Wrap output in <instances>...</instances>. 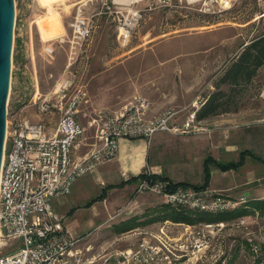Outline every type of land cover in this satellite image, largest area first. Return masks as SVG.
Wrapping results in <instances>:
<instances>
[{
	"label": "rangeland",
	"instance_id": "rangeland-1",
	"mask_svg": "<svg viewBox=\"0 0 264 264\" xmlns=\"http://www.w3.org/2000/svg\"><path fill=\"white\" fill-rule=\"evenodd\" d=\"M83 1H87L83 14L92 18L93 28L79 49L70 42L69 23ZM125 1L140 11L141 18L127 42L122 43L117 36L115 14L104 7L111 0H14L9 109L30 98L38 99L52 91L61 79L69 78L86 91L77 112L86 136L94 133L88 121L98 111L119 108L134 94L153 95L162 103V109H181L176 119L180 122L215 89L218 77L244 45L264 34V0ZM235 101L234 111L210 119L264 120V65ZM200 123L206 133L214 128L213 120L206 125ZM154 136L148 145L142 137L129 139H144L151 156L166 150L161 164L170 168L168 174L174 180L202 181L203 162L197 158L185 162L186 142L158 144ZM249 148L256 151L258 146L251 143ZM259 154L264 156V150ZM176 160L179 161L171 163ZM254 161L257 160L247 156L244 165L225 174L213 165L209 169L215 182L222 175H226V181L247 176L252 179L256 174ZM114 163L112 159L99 164L78 178L68 195L51 201L52 208L64 215L71 229L84 235L80 243L98 245L106 240L126 239L144 226L162 220L158 217L162 195L155 191L136 193L131 181L119 185L122 178ZM259 182L264 179L256 183ZM104 186L103 197L85 206ZM248 196H253L251 191ZM220 213L223 212L210 214ZM249 215H257V223L250 229L262 245L258 255L250 250L240 229L228 227L208 253L218 257L222 250L228 251L227 264H264V214L255 211ZM117 244L123 247L126 241L118 240ZM4 252L8 250L1 251Z\"/></svg>",
	"mask_w": 264,
	"mask_h": 264
},
{
	"label": "built area",
	"instance_id": "built-area-1",
	"mask_svg": "<svg viewBox=\"0 0 264 264\" xmlns=\"http://www.w3.org/2000/svg\"><path fill=\"white\" fill-rule=\"evenodd\" d=\"M86 2L78 4L69 23L70 42L79 49L93 28L92 18L83 14ZM130 3H104L105 9L115 14L122 43L127 42L141 18L140 11L129 7ZM85 96L82 85L63 78L52 91L35 100L30 98L13 110L7 102L0 166V264H227L228 251L220 250L218 257L208 253L227 227L240 229L250 250L255 255L261 252L262 245L250 229L257 223V215L249 214L228 221L195 223L166 219L154 228L134 232L135 242L123 247L117 244L120 239L95 246L80 243L84 236H75L68 229L64 216L52 208L51 201L68 195L78 178L114 159L120 138L142 137L148 145L157 132H207L202 120L195 119L194 111L180 122L176 120L180 110L168 107L149 116L151 101L134 94L119 108L96 113L89 121L94 127V141L80 155L85 128L77 112ZM38 115L44 118L34 119ZM143 173L136 193L155 191L162 195V203L170 206L218 213L232 210L245 200L232 199L208 186L172 188L168 179L153 177L155 172L150 168Z\"/></svg>",
	"mask_w": 264,
	"mask_h": 264
},
{
	"label": "crops",
	"instance_id": "crops-1",
	"mask_svg": "<svg viewBox=\"0 0 264 264\" xmlns=\"http://www.w3.org/2000/svg\"><path fill=\"white\" fill-rule=\"evenodd\" d=\"M147 98L151 101V108L148 113L149 116H154L158 114L161 110H163L161 107L162 103L158 100V98L154 97L151 94H148ZM37 117L38 116H34V119H40ZM211 120L214 121V125H213L214 128H212L213 130H210V132L208 133L204 132L202 135H194V134L179 135V134H171L168 132L167 133L158 132L154 136V139L158 144H162L166 142L169 143L171 142V140L177 142L178 141L186 142L188 146H187V152L185 154L188 157V159L185 162L188 161L191 162L192 159L195 158L204 162V160L207 157H211L212 159L219 162L238 161L240 159V153L242 154L244 153V156L242 158V163L239 164V166H242L244 165L247 156L252 157L253 159L257 160L252 163L253 168L256 169L255 170L256 174H254L255 176L254 178L250 179V176H247V178L242 177L235 181H226V175H222L219 178V181L216 180L215 182L213 181V176L210 171L209 182L207 186L215 190L221 191L223 194L235 200H238L240 197H245L246 201L251 199L264 198V182L256 183L261 179H264V156L259 154L261 153V151L264 150V120L252 119L246 122H244L243 120L242 122L239 119L208 118L202 120V123L206 125ZM93 141H94L93 134H91V136L84 135V144L82 145L81 149L78 151V154L81 155L84 152H86L91 147ZM251 143L254 144L256 148L258 146L256 151L249 148ZM250 153L259 157V159L255 158ZM165 155H166V150L163 152H160L158 150V152H155L154 155L151 156L150 149L145 144L144 139L143 141H139V140L135 141V140H130L129 138H120L119 151L117 153V156L114 158V162H115L114 164L122 180H126L131 176H135L139 174L141 171H143L146 167H148L153 172L162 174L163 176L168 177L170 180L174 182L184 181L196 185H200L203 183V179L202 181H199L197 183L190 182L187 180H178V181L174 180L170 176V174H168V172L171 171L170 168L167 167L165 168L161 164L163 162L162 158ZM182 155H184V153H182ZM178 161L179 160H176L171 163ZM258 161L260 163H258ZM182 163L184 162L182 161ZM211 165H213V167L215 168H218L214 163H210V166ZM229 170L230 169L224 171L221 170V172L222 174H225ZM131 182L133 183L134 181ZM137 182L138 181L134 182L135 183L134 188H136ZM250 191L252 192L253 195L252 197L248 196ZM164 220L166 219H162L160 222L157 221L150 225H146L144 227L154 228L156 225L161 224ZM64 221L68 229H70V231L75 236H84L83 234L80 235L77 230L75 229L72 230L69 223L66 222L65 217H64ZM120 240L126 241V245H129L135 242V236L131 234V236H127L126 239L121 238ZM85 245L95 246V244L89 243L88 241L85 242Z\"/></svg>",
	"mask_w": 264,
	"mask_h": 264
},
{
	"label": "trees",
	"instance_id": "trees-1",
	"mask_svg": "<svg viewBox=\"0 0 264 264\" xmlns=\"http://www.w3.org/2000/svg\"><path fill=\"white\" fill-rule=\"evenodd\" d=\"M264 65V34L257 36L244 45V47L235 55L231 62L227 65L215 83V89L210 92L199 107L194 110L196 120H204L211 118L221 113H227L236 109V96L240 94L242 88L249 84L256 75L258 69ZM244 154V153H243ZM243 154L241 153L238 161L219 162L211 157H207L204 164V178L200 185L191 184L196 187H205L208 185L210 176V163H214L221 170L234 169L242 163ZM252 154V153H250ZM253 155V154H252ZM255 158L257 156L253 155ZM153 177L168 179L171 187L178 185H188V182H174L162 174L154 173ZM144 177L143 171L135 176H131L126 180L119 182L122 185L129 181H138ZM106 192L104 186L100 193L86 202L85 206L92 204L94 201L103 197ZM160 219H170L172 221H183L186 223H195L198 221H218L224 219H232L240 215L254 214L255 211L264 214V198L251 199L242 203L238 207L220 213L218 215H211L210 213L192 211L184 207L170 206L162 203L160 206ZM197 212V213H196Z\"/></svg>",
	"mask_w": 264,
	"mask_h": 264
},
{
	"label": "water",
	"instance_id": "water-1",
	"mask_svg": "<svg viewBox=\"0 0 264 264\" xmlns=\"http://www.w3.org/2000/svg\"><path fill=\"white\" fill-rule=\"evenodd\" d=\"M14 20V0H0V166L5 139V120L11 76Z\"/></svg>",
	"mask_w": 264,
	"mask_h": 264
},
{
	"label": "bare ground",
	"instance_id": "bare-ground-1",
	"mask_svg": "<svg viewBox=\"0 0 264 264\" xmlns=\"http://www.w3.org/2000/svg\"><path fill=\"white\" fill-rule=\"evenodd\" d=\"M124 1V0H123ZM127 1H131V0H127Z\"/></svg>",
	"mask_w": 264,
	"mask_h": 264
}]
</instances>
